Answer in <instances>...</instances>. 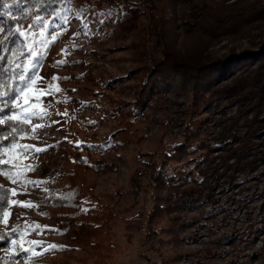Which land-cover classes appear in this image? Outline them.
<instances>
[{
	"label": "rangeland",
	"instance_id": "1",
	"mask_svg": "<svg viewBox=\"0 0 264 264\" xmlns=\"http://www.w3.org/2000/svg\"><path fill=\"white\" fill-rule=\"evenodd\" d=\"M80 1L70 0L68 8L55 15L57 20L29 26L23 35L25 52L15 60L21 66L19 76L34 61L38 67L27 76L38 73L43 81L16 102L26 110L24 115L39 114L26 125H17L18 132L23 128L28 133L26 138L17 136L18 143L32 147L3 152L11 140L0 141L6 161L0 165V186L6 191L0 221L8 213L7 223L0 222V234L7 239L0 246V260L3 264H29L30 260L32 264H57L80 258L74 227L55 218V207L49 201L62 194L67 184L64 172L72 167L77 171L65 152L73 154L79 147L75 153L84 167L79 168L78 182L93 193L92 201L99 208L114 215L110 229L116 240L109 246L116 252L109 264H264V125L261 134L252 138L259 143L258 149L248 144L252 155H247V162L256 160V167L237 173L233 167L225 171L223 165L217 180L208 183L202 174L208 163H218L226 144L231 143L232 149L240 146L241 140L234 143L232 137L216 139L240 115L241 106L221 99L201 108L199 114L206 119L198 137L191 141L187 154L178 161L168 160L163 168L165 176L176 182L191 180L201 190L195 207L150 215L154 195L163 191L156 188L148 161L179 138L190 121L191 102L175 72H170L155 102L139 106L133 102L144 65L164 42L170 53L190 58L222 54L264 39V0H238L228 9L244 17L236 33L209 42L193 27L186 31L181 1L173 14L165 15L160 6L126 16L113 29L100 23L101 13L82 9ZM92 1L112 6L110 0ZM127 1L136 5L142 0H114ZM162 13L166 19L172 16L175 24L165 23L164 38L159 40L149 30ZM0 28L1 39V18ZM26 83L19 80L15 87L23 89ZM16 95L15 91L11 101ZM14 111L20 109L11 104L5 116ZM45 111L48 115H43ZM247 114L250 117L251 112ZM239 117L242 121L243 116ZM259 117L264 123V100ZM35 148L45 150L35 152ZM24 203L33 207H24ZM52 244L62 247L44 252ZM22 249L43 254L33 259L31 252Z\"/></svg>",
	"mask_w": 264,
	"mask_h": 264
},
{
	"label": "trees",
	"instance_id": "2",
	"mask_svg": "<svg viewBox=\"0 0 264 264\" xmlns=\"http://www.w3.org/2000/svg\"><path fill=\"white\" fill-rule=\"evenodd\" d=\"M70 0H7L9 6L5 8L0 3V18L4 24V35L0 39V56L6 59L0 61V91L13 89L6 96H0V117H4L10 108V101L14 95V89L19 82V70L15 63L25 52L26 38L20 35L25 33L29 26L42 25L44 20H57L55 15L61 9L68 8ZM163 1V2H162ZM181 1L185 6L181 16L186 26V31L193 27L195 31L202 33L209 42L211 39L235 34L242 18L241 14L231 13L228 9L238 3V0H142L135 4L115 3L110 0L111 7L94 3L92 0H81L80 7L91 14H102L101 24L110 28L123 22L126 16H136L145 13V10L155 8L163 9L165 15L175 12V5ZM174 8V9H173ZM144 10V11H143ZM174 10V11H173ZM162 13V15H163ZM154 19L149 30L153 37L163 40L166 24H175L171 16L166 19L163 15ZM166 23V24H165ZM25 26H27L25 28ZM168 28V27H167ZM188 32V31H187ZM158 54L151 55L149 64L144 65V73L134 94L135 105L155 102L168 83L170 72H175L180 78L182 91L190 98V121L185 128L178 133L179 137L167 148L153 154L148 161V166L153 170L152 178L156 182V188L163 193L154 195V205L151 214L159 211H176L194 208L200 189L190 183L191 180L176 182L171 176H165L164 166L170 159L180 160L187 154L192 140L198 137L199 126L205 124V117L199 110L211 102L221 99L226 102L231 100L240 103V115L223 130L216 141H224L233 138L234 143L241 140L240 146L232 149L231 143L224 146V152L218 163H208L202 171L205 182H212L221 175L219 168L226 171L229 167L238 173L245 169L252 171L256 167V160L250 158L249 145L258 149L259 143H254L252 138L259 135L263 129V121L259 117L261 103L264 100V39L250 43L241 48H230L227 52L204 57L181 58L169 52L166 43L157 49ZM16 60V61H15ZM15 64V65H13ZM9 102L5 106V102ZM224 101V102H225ZM247 110L251 112L250 117ZM199 114V115H197ZM241 130V131H237ZM11 126L6 122L0 125V137L9 135ZM261 134V133H260ZM10 141V140H8ZM249 144V145H248ZM76 147V146H74ZM75 148L73 154L65 152L69 163L77 167L64 172L67 184L60 195H53L49 201L55 207V216L61 223H67L74 227V236L80 252V258L61 261L57 264H109V257L116 249L109 244L115 239L110 229V223L114 218L111 211H104L94 203L95 197L90 191H86L84 182H78L77 174L84 165L79 161ZM76 152V153H75ZM245 158V159H244ZM232 159L234 163H228ZM242 159L246 160L242 162ZM146 166V165H145ZM6 191L0 192V203L3 202ZM86 210V211H85ZM175 218V217H173ZM0 246L6 245L7 239H0ZM4 262L0 260V264Z\"/></svg>",
	"mask_w": 264,
	"mask_h": 264
},
{
	"label": "snow or ice",
	"instance_id": "3",
	"mask_svg": "<svg viewBox=\"0 0 264 264\" xmlns=\"http://www.w3.org/2000/svg\"><path fill=\"white\" fill-rule=\"evenodd\" d=\"M13 2H15V0H13ZM0 3H2L5 8H7L9 6V4L7 3V0H0ZM2 31H3V29L0 28V32H2ZM20 35H24V33L20 32ZM5 59L6 58L4 56H0V61H4ZM63 62L64 61H61V63H63ZM15 67L16 68H20L21 66L19 64H16ZM37 67H38V65L34 61H30V66H26L24 68L23 72L21 73V75L18 77V79L20 81H27V83L25 84V88H23V89H20V88L14 89V91H16L18 93V95H16L15 99H13L11 101V104L14 107L19 108L20 111L19 112L14 111L11 115L0 117V125H5L6 122H7L11 126V131H10L9 135L0 137V141L11 140V143L8 146L4 147L3 152H8L10 149H17V148L24 149L25 151H27L30 147H32V146H29V145H21V144L18 143L17 136H20V138H26L28 136V133L25 132L23 128H21L19 130V132H18L17 125H20V124L26 125V124H28V122L31 119H33L35 116H37L39 114L31 113L30 115H24V112L26 110L24 108H22L20 105H18L16 102L20 99V97L22 95H24L26 93V91L29 88H31L33 85H36L38 82H42L43 81V78L39 77L38 73H34V75L32 77H28L27 76L28 72L33 71ZM56 90L59 91V88H57ZM10 91H13V89H9L8 91H0V96H6V95L9 94ZM43 94H50V93L44 92ZM27 102L28 101L26 99L25 100V104H27ZM8 103L9 102H7V101L5 102V106L6 107L8 106ZM43 115H48V113L45 111L43 113ZM12 122H15V123L13 124ZM37 127H39V125L33 126L32 134L35 133ZM34 150H35V152H42L45 149L35 148ZM2 157H3V153H0V165L6 163V161ZM26 167L31 168V165H28ZM2 171L3 170L0 169V172H2ZM8 179L12 180L13 183H16V179H13L12 177H8ZM28 183H34V182L28 181ZM3 191H4V189L2 188V186H0V192H3ZM12 194L13 195L16 194L15 190H12ZM0 199H2V197H0ZM11 203H18V202L11 201ZM23 206L24 207H33V205L31 203H24ZM3 216H4V219H3V221H0V222H3V223L6 224L7 223L8 213H6V212L3 213ZM3 238H4L3 235L0 234V239H3ZM12 243L15 244L16 241H12ZM37 243L38 242H35V241L32 242V244H34V245L37 244ZM58 247H62V246H58V245H55V244L48 245L44 249V252L51 251V250L56 249ZM22 250L25 251V252H31L33 259L37 258V257H39L40 255L43 254V253L35 252L34 249H22ZM29 264H32L31 260L29 261Z\"/></svg>",
	"mask_w": 264,
	"mask_h": 264
}]
</instances>
